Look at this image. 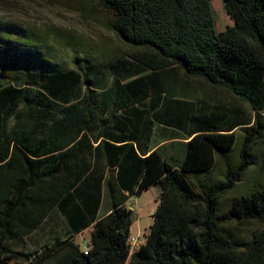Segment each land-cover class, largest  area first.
I'll list each match as a JSON object with an SVG mask.
<instances>
[{"label": "trees", "instance_id": "trees-1", "mask_svg": "<svg viewBox=\"0 0 264 264\" xmlns=\"http://www.w3.org/2000/svg\"><path fill=\"white\" fill-rule=\"evenodd\" d=\"M94 1L128 59L72 46L65 68L57 39L0 20V264H264V230L247 243L232 231L264 223V0H224L233 24L219 32L210 0ZM181 76L251 115L188 95ZM155 185L130 254L128 202ZM55 219L62 234L21 249ZM88 228L84 253L74 238Z\"/></svg>", "mask_w": 264, "mask_h": 264}, {"label": "rangeland", "instance_id": "rangeland-1", "mask_svg": "<svg viewBox=\"0 0 264 264\" xmlns=\"http://www.w3.org/2000/svg\"><path fill=\"white\" fill-rule=\"evenodd\" d=\"M212 16L216 31H223L233 24L224 6V0H210ZM0 20L14 21L25 27L32 28L36 33H47L48 38H55L60 43L50 40L55 46V60L65 68H74L72 65V48L89 53L97 61H104L109 57L129 58L134 52L115 36L104 24V14L94 0H0ZM178 85L188 95L207 100L210 104H221L227 108H238L246 117L251 112L246 104L226 90L214 88L200 79L179 77ZM237 135L242 131L237 130ZM240 141H236L230 157V164L238 162ZM226 166L218 161L214 170V178L220 180ZM192 181V180H191ZM193 182V181H192ZM243 186H238L227 195L236 196ZM161 188L151 186L128 202L132 211L131 235L139 238L142 245L145 235L153 222ZM53 221L40 231L32 234L26 240L22 250L38 249L49 241ZM57 225V224H56ZM229 228L231 225L229 224ZM255 230H264V223L250 220L232 226L234 235L242 242L247 243ZM58 233H62L56 227ZM75 242L83 248L88 243V233L75 237ZM136 250V249H135Z\"/></svg>", "mask_w": 264, "mask_h": 264}, {"label": "crops", "instance_id": "crops-1", "mask_svg": "<svg viewBox=\"0 0 264 264\" xmlns=\"http://www.w3.org/2000/svg\"><path fill=\"white\" fill-rule=\"evenodd\" d=\"M50 221V220H49ZM53 221V228H51V237L49 238V240L52 238V237H54L58 232L56 231V227H58L59 228V230L60 231H62L63 232V230H61V227H62V223H60V220H57V219H55V220H52ZM49 223V222H48ZM47 223V224H48ZM57 224V225H56ZM45 227V226H44ZM90 231H91V228H88V229H86V230H84L83 232H81L80 234H78V235H76V236H79V235H82V234H84V233H88V239H89V236H90ZM36 233V232H35ZM58 234H62V233H58ZM75 236V237H76ZM75 239V238H74Z\"/></svg>", "mask_w": 264, "mask_h": 264}, {"label": "built area", "instance_id": "built-area-1", "mask_svg": "<svg viewBox=\"0 0 264 264\" xmlns=\"http://www.w3.org/2000/svg\"><path fill=\"white\" fill-rule=\"evenodd\" d=\"M130 240V254L134 252V249L139 248V246L141 245L139 242V238L138 237H134V236H130L129 237ZM84 253H86L87 251V244L82 248Z\"/></svg>", "mask_w": 264, "mask_h": 264}, {"label": "bare ground", "instance_id": "bare-ground-1", "mask_svg": "<svg viewBox=\"0 0 264 264\" xmlns=\"http://www.w3.org/2000/svg\"><path fill=\"white\" fill-rule=\"evenodd\" d=\"M129 247H130V241H129ZM137 249V248H136ZM134 251H135V249H134Z\"/></svg>", "mask_w": 264, "mask_h": 264}]
</instances>
